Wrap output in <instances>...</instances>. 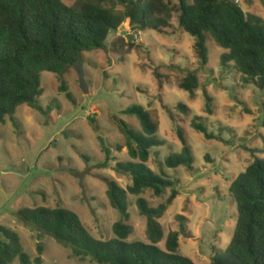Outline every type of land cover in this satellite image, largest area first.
<instances>
[{
    "label": "rangeland",
    "instance_id": "374dc122",
    "mask_svg": "<svg viewBox=\"0 0 264 264\" xmlns=\"http://www.w3.org/2000/svg\"><path fill=\"white\" fill-rule=\"evenodd\" d=\"M79 1L62 0L68 7ZM170 3L175 7L177 1ZM239 6L244 13L264 20L259 0H239ZM176 17L172 15L170 35L138 32L126 21L106 49L83 53L82 62L61 75L42 73V112L21 105L14 115L19 129L9 119L0 126V226L19 236L31 261L41 244L42 264H97L90 258H73L69 247L25 225L17 212L23 208H64L79 217L93 238L112 239V225L121 217L110 206L103 177L113 179L123 189L131 185V178L117 172L115 165L130 161L119 122L135 133L141 131L135 117L122 114L134 105L143 107L157 121V137L164 141L162 147L151 150L147 167L174 182L178 192L157 220L163 232L157 247L164 249L167 234L179 231L177 216H184L190 237L179 238L182 256L194 264H210L213 248H227L237 217L228 188L254 158L264 156V92L244 83L232 64L220 65L223 50L210 37L206 41L208 60L203 65L196 57L194 39L178 27ZM78 69L84 72L88 94L80 89ZM188 73L198 80L193 96L178 87ZM155 75L161 76V85ZM62 82L71 100L60 92ZM205 93L212 98V115L205 111ZM178 104L190 109L188 116L179 113ZM193 116L201 118L208 130L226 143L205 140L190 127ZM176 125L184 127L187 134L194 157L192 171L164 165L167 156L181 150ZM103 145L108 147V160ZM116 146L121 147L119 152ZM169 194L170 189H166L155 197L146 190L139 197L155 208ZM136 199L128 196V223L133 231L126 242L148 244L146 222L137 211ZM11 264H20L18 258Z\"/></svg>",
    "mask_w": 264,
    "mask_h": 264
},
{
    "label": "trees",
    "instance_id": "16d2710c",
    "mask_svg": "<svg viewBox=\"0 0 264 264\" xmlns=\"http://www.w3.org/2000/svg\"><path fill=\"white\" fill-rule=\"evenodd\" d=\"M170 1L81 0L76 6L68 7L62 0H0V126L9 119L18 130L14 115L21 105L42 112L39 105L42 73L61 75L80 64L83 53L106 49L103 42L107 35L126 21L138 32L152 30L159 35H170L173 32L170 21L175 14L178 27L194 39L196 57L203 65L208 60L206 41L210 37L223 50L220 65L232 64L244 83L264 92V20L244 13L231 0H192L191 3L176 0L175 7ZM259 1L264 6V0ZM155 76L161 85V76ZM178 87L193 96L199 87L196 75L188 73ZM59 90L72 99L63 82ZM177 110L184 116L190 113L184 104H178ZM262 110L264 127V105ZM205 111L212 115V98L206 93ZM122 114L135 117L141 131L135 133L122 121L118 124L130 161L116 163L115 169L129 176L131 185L123 189L113 179L103 177L110 206L121 217L112 225V239L93 238L79 217L64 208H23L18 210L17 217L25 225L34 226L69 247L71 256L80 261L90 258L97 264H194L179 253V238L190 237L184 216H177L179 231L167 234L164 249L157 247L163 240L157 220L178 196L174 182L153 173L146 165L151 150L164 145L157 137L158 123L141 106L128 107ZM170 118L174 123V118ZM90 123L94 125L92 120ZM190 127L207 141L226 143L219 134L209 131L199 117L193 116ZM175 128L181 150L167 156L164 165L168 169L183 166L192 171L194 157L187 134L181 125ZM103 149L108 160V147L103 145ZM115 150L119 152L121 147L116 146ZM166 189H170L168 198L155 208L139 197L146 190L160 197ZM228 194L237 212L234 232L225 250L212 249L210 264H264V156L254 158L231 182ZM128 196L137 197L135 205L145 219L148 244L126 242L133 231L128 223ZM42 254L43 247L38 244L37 257L31 261L19 236L0 226V264H11L15 258L20 264H42Z\"/></svg>",
    "mask_w": 264,
    "mask_h": 264
},
{
    "label": "water",
    "instance_id": "95a60500",
    "mask_svg": "<svg viewBox=\"0 0 264 264\" xmlns=\"http://www.w3.org/2000/svg\"><path fill=\"white\" fill-rule=\"evenodd\" d=\"M116 35V31H111L106 39L104 40L103 42V45L106 47L110 44L111 40H112V37ZM78 72H79V86H80V89L81 91L83 92V94H88V87L85 83V80H84V72L81 70V69H78Z\"/></svg>",
    "mask_w": 264,
    "mask_h": 264
},
{
    "label": "built area",
    "instance_id": "2783aa9c",
    "mask_svg": "<svg viewBox=\"0 0 264 264\" xmlns=\"http://www.w3.org/2000/svg\"><path fill=\"white\" fill-rule=\"evenodd\" d=\"M231 1H233V2H234V4H237V5H239V0H231Z\"/></svg>",
    "mask_w": 264,
    "mask_h": 264
}]
</instances>
